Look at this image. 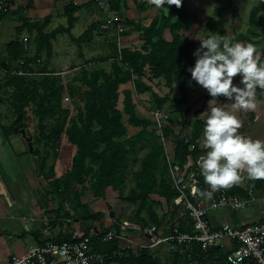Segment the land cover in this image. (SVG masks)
<instances>
[{
	"label": "trees",
	"instance_id": "obj_1",
	"mask_svg": "<svg viewBox=\"0 0 264 264\" xmlns=\"http://www.w3.org/2000/svg\"><path fill=\"white\" fill-rule=\"evenodd\" d=\"M186 1L181 0L179 7L175 4H167L166 14L150 17L145 25L141 20L136 22L125 19L126 25H133V28L140 32L143 46L139 49L117 47L115 42H111L112 52L101 58L109 60V63L97 70L81 68L68 85L63 82L61 75L53 73L38 77L9 75L4 76L0 83V91L7 98L15 117L12 123L1 126L3 130H7L5 135L16 133V128L25 123L27 113L31 111L33 118L36 119L38 133L36 141L41 145V148H32V153L37 155L44 176L53 179L50 181L51 185L60 198L70 190L71 181L81 186L80 192H74L71 200L75 209L83 215L85 212L81 210L79 199L81 193L88 190L93 197L103 198L108 188L117 193L122 201L136 206L132 220L144 226L162 225V217L158 216L153 207L152 195L162 197L166 203L179 209V206L173 202L178 193L172 186L161 137L166 143L173 145V162L182 168L189 157L196 161L206 152V149L198 147L204 120L194 119L191 122L189 135L185 136H181L180 131H175L165 121L160 135L156 132L154 120L138 111L135 96L148 93V101L154 104V109L163 110L168 103L169 109L176 110L181 119L189 112V106L182 109L180 104L186 103L189 99L188 87L198 86L191 80L187 69L192 67L195 61L191 47L199 43L195 40L189 42L180 34L181 30L190 31L194 23L183 6ZM91 2L89 4L95 6ZM147 2L148 0H138L136 5L139 12L147 9ZM169 2L171 3L172 0ZM30 5L31 0H28L27 8ZM77 9L72 0H69L63 7L67 16V26L59 25L49 32L44 31L50 20L49 15L43 21L32 22L25 15H20V25L16 28V35L24 29L29 33L35 30L33 52L29 56L26 55L23 43L18 39L12 40L6 56L0 57V66H14L21 58L42 59V53L51 56V40L56 39L59 34L67 33L71 36L73 14ZM17 10L23 9L18 7ZM257 10H264V4L250 11V27L246 33L234 31L232 39L241 43H253L250 36L257 35L259 30L264 32V23H261ZM96 26L101 28L99 21L92 23L80 37H71L72 41L81 43L84 34L87 35L85 37L90 38ZM101 30L107 31V29ZM130 30L122 34H127ZM166 30L169 31V39L164 35ZM89 61L86 60L85 63ZM42 63L41 60L40 71L55 72L45 69L46 65ZM154 79L161 80V84L168 88V91L162 95L154 92L151 85ZM175 88L180 94L179 98L171 96ZM66 94L70 97L69 103L72 109L64 101ZM129 126L139 130L129 134ZM62 135L67 142L75 146V153L71 159L70 169L60 180H57L53 163L47 168V160L52 156V150L57 149ZM190 144H194L195 149L190 150ZM140 147L146 148L141 156H139ZM131 163H137V167L130 169ZM128 173L134 186L125 193ZM197 178V186L202 191H209L200 173ZM255 185L256 188L264 190V179H256ZM220 189H225L228 193L241 198L248 196L247 188L238 184ZM220 189L213 192V195ZM143 211L147 217L142 215ZM182 212L176 214L172 221L180 231L192 233L191 218ZM87 216L89 217L88 214ZM93 218L99 220L101 215L94 214ZM112 226L104 227L100 231L106 232ZM87 233L88 231L84 235ZM64 240L76 239L63 236L56 241ZM92 247L105 255L103 264L108 263L113 257L119 264H161L159 257L154 256L150 250L144 249L137 254L122 250L120 252L116 240L94 241ZM224 253L218 247L212 248L210 264H214V260ZM174 256L183 264H188L186 258L180 255ZM195 264L204 263L198 259V263Z\"/></svg>",
	"mask_w": 264,
	"mask_h": 264
},
{
	"label": "rangeland",
	"instance_id": "obj_2",
	"mask_svg": "<svg viewBox=\"0 0 264 264\" xmlns=\"http://www.w3.org/2000/svg\"><path fill=\"white\" fill-rule=\"evenodd\" d=\"M262 2H264V0H187L183 6L188 11L190 17L193 18L194 23L190 31L187 32L181 30L180 34L184 36L187 41L190 42L195 40L198 43V39L202 35H206V32L226 35L232 39L234 31L246 33L250 27V11L252 9H256L258 4ZM147 3L151 4L147 5V10L143 12V15H145L144 18L141 19V23L143 25L148 22L150 17H159L163 14H166L168 9L167 3L162 4L161 7L157 6L155 0H149ZM62 7V4L56 3V11H53V9H41L38 11V17L32 16L31 12L29 13L31 18L38 19V21H43L46 14L50 15L51 13L52 15L54 12H58L59 9H62ZM23 10L22 14L27 15L28 8ZM259 11L257 10V13H259ZM97 12L101 15L105 14L104 17H102L103 20H106L107 15H109V19H113L110 21L109 26H107L108 33H103L101 30L103 28L99 29L98 26H96L94 29L95 31H92L90 38L85 37L87 35L84 34V39L81 41V49L78 48L76 43L71 44L68 42V40L58 41V43L56 41L53 45L52 56H47L44 53L41 54L43 61L42 64L49 66V68L53 69L54 71H61L63 69L71 70L73 69L72 67L76 68L71 72L67 71L61 75L63 82L67 85L68 83H71V79L73 77L78 75L81 68H84L83 64L87 59L99 60L97 63L98 67H105L109 63V60L100 59L112 52L111 42H115L117 47L127 46L130 48L139 49L143 46V41L140 38V32L135 30L133 25H126L125 18L123 17L125 15V8L119 3L118 0H107L106 11L97 8ZM109 12L114 15L112 16L114 18L110 16ZM89 20L90 19L87 17L82 18L81 23L78 26V33L80 35H83V33H85L88 29ZM18 23L20 22L18 21ZM58 24L66 25L65 19H59L56 21V23L52 21L50 26H47L44 30L47 31L50 28L56 27ZM127 30H130V32L127 34H122V32ZM118 34H122L124 37L119 38ZM164 35L167 39L170 38L168 30L165 31ZM23 37H26V41H24ZM97 37L100 38V40ZM20 41L25 42L28 48H33L34 46L32 35L26 33L21 35ZM118 42L119 45L117 44ZM198 46L199 45L192 46L191 48L193 51H195ZM86 66L87 68L91 69V67H88V65ZM2 80L3 76L0 75V81ZM161 83V80L158 81L157 79H154V81L151 83L153 91L159 95H162L168 91V88L163 86ZM188 90V101L186 103L180 104L182 109H184L186 106H189L190 108L189 112L187 115H185V117H183V119L179 118V114L176 110L169 109L168 103H166L163 107V111L168 115L166 118L167 123L171 125L175 131H180L181 136L189 135L191 131V122L194 119L200 118L204 120V116L200 114L207 110V101L210 99L206 90L200 86L188 87ZM139 96L140 95L135 96V102L138 111L140 114L152 118L151 112L154 109V104L149 103L148 94L142 96V98H139ZM171 96H175L177 98L180 97L177 88L174 89ZM3 99L4 105L2 106L4 107L0 108L2 109L1 111L4 116H6V119H3V123L4 125H7L13 122L15 117L8 102L5 101V98ZM69 101L66 103L70 109H72L71 103H69ZM118 105L121 107L120 104ZM128 129H130V126ZM16 130L17 132H22L27 138V140L23 141L21 138H19V143H24V146L27 147L41 148V145L36 141L38 137L36 130V119L33 118L31 111L27 113L25 123L23 125L21 124V126L19 125ZM172 148L173 145L170 143H166V147H164L166 156L169 158H172L173 156ZM145 150L146 148L140 147L139 156H141ZM74 153L75 146L67 142L64 135H62L57 149L52 150V156L47 160V168L53 163V170L55 169V178L57 180H60L66 171L70 169L71 159ZM136 167L137 163H131L129 166L130 169H135ZM26 168L28 169L29 177L21 178L20 180L21 185L27 193V196L33 200V215L36 228L32 230V233L34 232L33 234L31 232L29 233L32 237L31 241L33 246H37L39 244L48 230L55 229L56 231H63L65 228V230L71 231V233L76 235L84 234L86 231H88L87 234H89L98 223L104 227H107L111 224L110 221L113 223L114 221L120 222L121 220H132L136 213L137 208L134 204L122 201L117 196V193L108 188L106 190V195L103 198L93 197L88 190L81 193L79 199L81 203V210L85 212L83 215L81 212H78L75 209L71 200V196L74 192H80V185L74 181H71L70 190L60 198L55 192V188L51 185L50 181L53 179L46 178L44 176L37 155L32 153L30 162L26 165ZM126 180L128 184L126 186L125 193L130 187L134 186L133 182L131 181L130 173L127 174ZM151 199L154 201L153 207L156 210L158 216L162 217V226L175 218L177 212L179 211L178 208H174L171 206V204L166 203L162 197L157 195H152ZM223 210L224 209L209 211L208 215L211 216L215 213H220ZM236 212L237 211H235V213ZM94 214H100L101 219L97 220L93 218ZM142 215L147 217V214L144 211L142 212ZM23 228L28 229V227L25 225ZM156 253H158L161 264H183L182 261L177 259L176 256L171 254L169 251L161 250ZM153 255H155V253ZM105 264L119 263L116 258L113 257L108 263Z\"/></svg>",
	"mask_w": 264,
	"mask_h": 264
},
{
	"label": "built area",
	"instance_id": "obj_3",
	"mask_svg": "<svg viewBox=\"0 0 264 264\" xmlns=\"http://www.w3.org/2000/svg\"><path fill=\"white\" fill-rule=\"evenodd\" d=\"M99 9L106 11L107 0H91ZM76 5V1H73ZM11 8L10 0H0V19ZM111 19L104 24L109 26ZM26 41V38H24ZM41 58L31 60L21 58L14 66L1 67V76H27L38 77L48 74L63 75L67 71L55 72L40 71ZM64 101H69L68 95H64ZM152 119L156 123V132L161 135V128L168 117L163 110L153 109ZM164 147L166 140L161 137ZM194 144L189 149H195ZM198 147L202 146V135L198 140ZM188 158L186 164L180 168L173 162V158H167L169 174L172 186L178 193L173 199L179 211L191 218L192 233L182 232L173 221L163 226L156 224L141 225L133 220H121L113 222L106 232L100 230L82 235L76 240L53 241L47 239L42 245L30 249L24 255H13L6 264H103L105 255L92 247L94 241H124L125 247L135 249L138 252L146 249L152 250L158 246H165L174 255H180L188 261V264L198 263V259L204 264H210V250L212 248L228 249L214 264H264V218L245 226H228L224 228H213L208 221V212L218 209L238 211L248 205L253 198L252 190L247 192L248 199L238 195L230 194L225 189H220L211 198L200 197L192 193L193 183H198L199 165L197 161ZM134 232L142 239H132L130 233Z\"/></svg>",
	"mask_w": 264,
	"mask_h": 264
},
{
	"label": "crops",
	"instance_id": "obj_4",
	"mask_svg": "<svg viewBox=\"0 0 264 264\" xmlns=\"http://www.w3.org/2000/svg\"><path fill=\"white\" fill-rule=\"evenodd\" d=\"M73 1H76V4H78L76 5L78 9L73 14L74 23H73V27L70 29L71 36H69L67 33L59 34L58 36L60 37L57 36L56 39L51 40V45H52L51 56L53 54L54 42L57 41L58 43V41L68 40V42L71 44L76 43L72 41L71 37L77 38L82 35L78 33V26L81 23L82 18L87 17L88 19H90L89 26L92 23H96L99 21L100 27L103 29H107L104 28L103 26L110 18L109 15H107L106 20H103L102 17H104L105 14L101 15L100 13H98L97 8L89 4L91 0H72V2ZM118 1L125 8V15L123 16L125 19L133 20L137 22L142 18H144L145 15H143V12H145L147 9L142 12H139L136 5L138 0H118ZM10 2H11V8L0 19V57L6 56L7 48L12 40L15 39L20 40L21 35L26 33L32 35V40L34 43V38L36 36L35 30L29 33L26 29L22 30L19 35H16V28L17 26L20 25V23H18V21L20 20L19 16L25 15L22 14V10H17V8L22 7V9H27L26 5L28 3V0H10ZM67 2H69V0H31V5L30 7H28L27 10L28 14L25 16L28 18L30 22L38 21V19L31 18L29 12H31L32 16L38 17L37 15L39 10L53 9V11H56L55 8L56 3H60L64 7V5ZM261 4H264V2L259 3L257 7H259ZM63 7L62 9H59L58 12H54L52 15L51 13L50 15L46 14V16L48 15L50 16V20L47 26H50V23L52 21L56 23V21L59 19L60 20L65 19L66 25L58 24L56 27H58L59 25L67 26V16L64 14ZM109 14L111 17L114 16L110 12ZM258 15L261 17V23L263 24L264 10L259 11ZM56 27L44 31L49 32L55 29ZM103 33H108V32L106 31ZM118 37L122 38L124 37V35L118 34ZM24 38L26 37H23V39ZM250 38L253 41L252 44L256 46V52L259 57V63L264 64V32L259 30L257 35L250 36ZM98 39L100 40V38ZM117 44L119 45V42ZM76 45L78 46L79 49H81V43H76ZM23 46L26 55L28 56L31 55L34 46L33 48H28L25 42H23ZM119 47H127V46H119ZM98 62L99 60L96 59L90 60L87 63H85L84 61L83 66L87 68L86 65H88V67H91V69L89 68L87 69L97 70L100 68L98 67L97 64ZM45 67L44 68L47 69L48 71L50 70L53 71V69H50L49 66L46 65ZM55 71H59V70H55ZM233 82L238 84L239 82L238 75L233 77ZM146 94L148 93L141 94L139 98H142V96ZM3 98H5V101H7L6 97H4L2 93H0V107H4L2 106L4 105ZM218 102L225 103L224 106L228 108V110L233 111L234 114L237 116V118L240 120L241 127L240 129H238L240 134L250 137L253 140L264 141V89L257 90L256 108L254 110H233L230 107V101H225V99L222 96L218 97ZM1 110L2 109L0 108V264H6L13 255H18V256L24 255L30 249L42 245L43 242L47 239L56 241L58 238L63 236H70L73 239H78L84 234L76 235L71 233V231L65 230V228L63 229V231L62 230L56 231L55 229H52L46 232V235L43 236V238L41 239V241L37 246L32 245V241H31L32 237L29 233L30 232L32 233V230L36 228V223L33 215L34 212L33 200L30 199L29 196H27V193L23 188V186L21 185V180H20L21 178L29 177V172L28 169L26 168V165L30 162L32 156V147L24 146V143H19V138H21L22 141L27 140L26 136H24L22 132L12 133L8 136L5 135V132L7 130L6 129L3 130L1 126H4L3 121L6 119V116H4ZM138 130H139L138 128L130 126L128 132L129 134H134ZM255 182L256 180L249 179L246 173L241 172V181L238 183V185H240L241 187L245 186V188H247V192L249 190H252L254 196L246 207L240 209L236 213L235 211L224 209L220 213H215L211 215L212 217L208 215V221L213 228H224L228 226L231 227L245 226L249 223L262 220L264 218V190H261V188H256ZM248 198L249 197L247 196L243 199H248ZM110 223L112 224V221H110ZM24 225L27 226L28 229H24L23 228ZM102 228H104V226L98 223L97 225H95V227L91 232H94L95 230L96 231L101 230ZM130 234H131L130 237H132V239H137V240L142 239L139 235H137L134 232H131ZM117 245L120 248V252L130 251L135 254L139 253L135 249L124 248L125 247L124 241H117ZM228 247H229V243H226V248L222 249L223 252H225L228 249ZM161 250L168 251L167 248L163 245L158 246L157 248H154L150 251L152 252V254L155 253L154 256L158 257V253L156 252Z\"/></svg>",
	"mask_w": 264,
	"mask_h": 264
},
{
	"label": "clouds",
	"instance_id": "obj_5",
	"mask_svg": "<svg viewBox=\"0 0 264 264\" xmlns=\"http://www.w3.org/2000/svg\"><path fill=\"white\" fill-rule=\"evenodd\" d=\"M155 2L158 7L165 3L177 7L181 4V0ZM206 33L198 39L194 65L187 71L211 98L207 110L200 114L204 116L202 146L206 152L197 161L199 173L210 190L202 191L195 182L191 188L193 194L211 198L216 190L238 184L241 172L252 180L264 179V141L240 134V120L225 103L218 102L222 96L230 101L233 110H254L257 90L264 89V64L259 63L254 44ZM237 75L238 84L233 82Z\"/></svg>",
	"mask_w": 264,
	"mask_h": 264
},
{
	"label": "water",
	"instance_id": "obj_6",
	"mask_svg": "<svg viewBox=\"0 0 264 264\" xmlns=\"http://www.w3.org/2000/svg\"><path fill=\"white\" fill-rule=\"evenodd\" d=\"M111 215H112V213H111Z\"/></svg>",
	"mask_w": 264,
	"mask_h": 264
}]
</instances>
